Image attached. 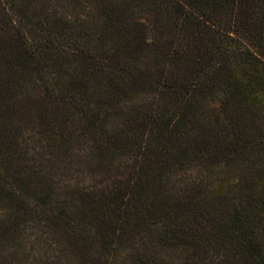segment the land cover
<instances>
[{"label":"trees","instance_id":"1","mask_svg":"<svg viewBox=\"0 0 264 264\" xmlns=\"http://www.w3.org/2000/svg\"><path fill=\"white\" fill-rule=\"evenodd\" d=\"M79 149L90 182L66 185ZM31 228L44 253H9ZM13 257L264 264V0H0Z\"/></svg>","mask_w":264,"mask_h":264},{"label":"rangeland","instance_id":"2","mask_svg":"<svg viewBox=\"0 0 264 264\" xmlns=\"http://www.w3.org/2000/svg\"><path fill=\"white\" fill-rule=\"evenodd\" d=\"M65 4L59 5L57 7H55L56 12L58 13H62L65 10ZM32 127L30 126H26L24 127L25 130V134L27 136H30V134L32 133ZM84 150L79 149V151H76L75 154L78 156L73 164V171H63V172H59L60 173V178L61 180L64 179L66 180V185L68 184H75L76 182H90V180L87 178L89 171H87L88 166L87 164L84 162L85 158L83 155ZM218 171V170H216ZM213 175V173H212ZM220 178H224L225 176L224 174H221L220 176L215 175V176H211L208 179V182L211 183V186L214 184V182L218 181ZM174 179L176 181L179 182V176H175ZM182 183L184 180L183 178H181L180 180ZM46 229L39 231V234H43L46 235L47 233L45 232ZM38 231L35 228H31L28 232H27V239H26V244L24 247H18L17 244H8L7 248H8V252H14L16 254L22 253V250L25 251V253L29 254L30 257H38L40 255H42L44 253V251L42 249L39 248V246H37V243L34 242V238H35V234H37ZM49 236V235H48ZM47 237V236H46ZM54 247V246H53ZM58 248V247H57ZM60 248H63L62 246ZM166 254L169 255H175V253H171L170 251H164ZM51 254V253H48ZM21 259H19V257H13L11 260L12 264H18L20 263Z\"/></svg>","mask_w":264,"mask_h":264}]
</instances>
